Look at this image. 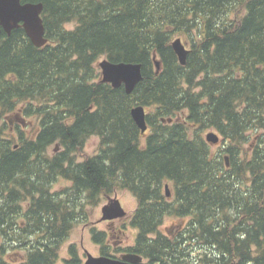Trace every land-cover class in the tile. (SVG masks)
I'll list each match as a JSON object with an SVG mask.
<instances>
[{
    "label": "trees",
    "instance_id": "16d2710c",
    "mask_svg": "<svg viewBox=\"0 0 264 264\" xmlns=\"http://www.w3.org/2000/svg\"><path fill=\"white\" fill-rule=\"evenodd\" d=\"M21 2L43 5L47 43L0 33V264H56L71 230L118 191L136 199L128 251L141 264H264V0ZM99 59L140 64L142 79L130 94L102 83ZM11 113L36 131L11 130ZM90 136L97 152L78 161ZM165 217L184 226L161 233ZM91 235L106 255L105 234ZM67 253L81 264L75 245Z\"/></svg>",
    "mask_w": 264,
    "mask_h": 264
},
{
    "label": "water",
    "instance_id": "95a60500",
    "mask_svg": "<svg viewBox=\"0 0 264 264\" xmlns=\"http://www.w3.org/2000/svg\"><path fill=\"white\" fill-rule=\"evenodd\" d=\"M43 5L41 3H22L21 0H0V33L6 35L19 27L24 30L26 37L37 48L46 44L45 29L43 26L41 13ZM171 48L176 55L180 65H185L188 50L179 38L171 42ZM158 69V63H155ZM101 70V82L111 85L113 88L123 86L127 94L132 93L136 85L141 81V65L136 63L119 62L114 63L107 59H103L98 63ZM132 120L134 121L141 134L147 130L145 121V109L143 106L137 105L130 111ZM171 120H168L170 122ZM205 141L211 145L219 142V137L214 132H209L205 136ZM226 166H228L225 157ZM165 196H170L168 185H165ZM126 213L121 207L118 199L114 197L101 208V221H112L125 217ZM142 257L127 253L120 259L111 257H93L87 253L86 260L83 264H141Z\"/></svg>",
    "mask_w": 264,
    "mask_h": 264
},
{
    "label": "rangeland",
    "instance_id": "374dc122",
    "mask_svg": "<svg viewBox=\"0 0 264 264\" xmlns=\"http://www.w3.org/2000/svg\"><path fill=\"white\" fill-rule=\"evenodd\" d=\"M175 38H179L181 40V42L187 48V45L181 36H175L173 39H175ZM100 60L101 59H99L98 62ZM97 63H96V67H97ZM98 70L100 72L99 67H98ZM4 119H5V121L10 122L11 130H15V127L13 126V124L17 120V122L19 124V129L22 131V133L24 135H26L28 137L30 135H32L37 129L36 120H35V118H32V117H22L21 118V116H17L16 113H11V114H8L7 116H5ZM209 132H214L215 134H217L219 136V134L215 130L208 129V130L204 131V133L202 134V137L204 138ZM219 142H218L217 146L213 147V149L221 148L222 142H220V143ZM98 144H99V138L97 136L88 137L85 140L82 148L76 153V155H75L76 159L78 161H80V160H82V159H84L90 155L95 154L97 152ZM52 149H53V146L48 149L47 153L51 154ZM65 185H67V183L65 181L58 180L53 185L52 190L57 191ZM168 188H169V191L171 192L169 199H171L172 198V189H171L170 184H168ZM114 195L119 200V203H120L121 207L123 208V210L126 212V216L122 219L114 220L115 222L111 226H108L106 221L100 220L101 219V208H102V206H104L105 204L108 203V200L110 198H114ZM136 207H137L136 199L128 191H118V192H115L114 194H112L110 196H103L100 199V202L98 203V205L96 207H94L93 209H90L91 211H90L89 223L87 225L86 224H78L71 230L69 237L66 239V241L60 247L59 258H58L56 264H64V262L62 260L69 256L67 253V249H68V246H70V245H75V247L77 248L78 255L81 258V264L85 260V257H86L84 250H86L91 256L98 255L100 247H99V244H97L96 242H93V240H92L91 233H90V230H92V229H94V231H102V232L110 231L112 236H115V235H118L115 233L116 229L122 227L123 231L125 233V236L120 235V240L122 241V243L116 244V245H118V247L121 246L119 249L126 248V247H128V245L131 246L133 244V239L136 235V230L130 226L128 221H129L130 215H132V213L135 211ZM180 222H181L180 220H178L174 217H165L163 219L161 225L159 226L158 230L161 233L176 231L177 226L180 224ZM109 239L111 241L114 240L113 237L109 238ZM112 246L114 247L113 244H112ZM113 247H111V248H113ZM111 251H112V249H111Z\"/></svg>",
    "mask_w": 264,
    "mask_h": 264
},
{
    "label": "flooded vegetation",
    "instance_id": "af4514ba",
    "mask_svg": "<svg viewBox=\"0 0 264 264\" xmlns=\"http://www.w3.org/2000/svg\"><path fill=\"white\" fill-rule=\"evenodd\" d=\"M114 222H115V221H108V222H107V225H108V226H111ZM128 222H130V220H129ZM185 223H186V222H185ZM127 224H128V223H127ZM183 224H184V222H180V224L177 226V231H178L181 227L184 226ZM104 233H105L106 247H108V250H107V252H106V255H104L105 253L103 252V246H100V245H99V247H100V249H99V253H98V255H96V256H94V257L104 256V257H111V258H114V259H120L122 255L127 254V253H131V252L128 251V248L130 247L129 245H128V247H126V248H121V249H119L121 246L118 247V245H116V244H120V243H122V241L120 240V235H124V236H125V233H124L122 227L116 229L115 233L118 234V235L112 236V234H111L110 231H105ZM174 233H175V231H171V232H167V233H164V234H174ZM135 236H136V235H135ZM112 237L114 238V240L111 241L109 238H112ZM134 240H135V237H134V239H133V243H134ZM110 242L114 245V247L112 246V244H111ZM131 246H132V245H131ZM111 247H113V248H111ZM114 248H115V249H114ZM109 249H110V250H109ZM111 249H112V251H111ZM103 253H104V254H103ZM80 260H81V259H80Z\"/></svg>",
    "mask_w": 264,
    "mask_h": 264
},
{
    "label": "bare ground",
    "instance_id": "6f19581e",
    "mask_svg": "<svg viewBox=\"0 0 264 264\" xmlns=\"http://www.w3.org/2000/svg\"><path fill=\"white\" fill-rule=\"evenodd\" d=\"M198 243H200V241H199ZM196 246H197V245H196Z\"/></svg>",
    "mask_w": 264,
    "mask_h": 264
}]
</instances>
